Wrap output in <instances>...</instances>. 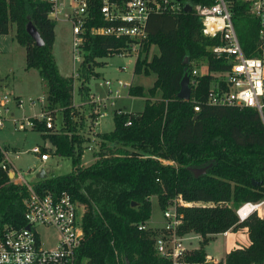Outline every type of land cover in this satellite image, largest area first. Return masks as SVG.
I'll list each match as a JSON object with an SVG mask.
<instances>
[{
	"label": "trees",
	"instance_id": "16d2710c",
	"mask_svg": "<svg viewBox=\"0 0 264 264\" xmlns=\"http://www.w3.org/2000/svg\"><path fill=\"white\" fill-rule=\"evenodd\" d=\"M100 3L92 0L87 26L106 24L99 12ZM50 8L47 0H0V34L7 35L14 29L13 40L25 49L26 69H37L46 84L43 111L54 119L60 115V129L46 128L44 121L35 119L31 129L49 141L51 154L69 157L72 170L40 179L34 187L38 192L67 190L84 205V236L76 264L169 263L155 252L157 229L138 228L151 216L153 196L163 211L179 198L187 203L177 205L181 218L178 234L194 233L205 238L180 264H222L205 261L208 236L244 227L248 228L249 244L227 253L225 264H264V216L239 221L236 214L240 203L264 199V117L250 107L204 104L211 75L200 77L197 86L191 88L192 97L200 104L198 112L193 109V101L177 97L185 57L189 63L204 57L211 71L225 66L209 50L219 44V39L201 33V22L192 11L149 15L147 39L133 73L155 74V79L149 88L135 84L128 89L131 96L145 97L143 109L114 114L113 130L98 134L96 158L83 164L86 147L73 121L77 113L74 83L72 77L60 74L52 54L56 20L49 16ZM231 10L244 54H261L258 20L247 13V5L240 0L232 2ZM28 22L38 30L42 46L27 33ZM124 44L123 38L85 37L78 87L83 102L88 97L91 75L99 74L93 68L95 60L119 53ZM152 45L158 52L149 57ZM128 118L130 125H126ZM160 159L171 163L164 164ZM207 165L206 173L194 176L191 168ZM26 196V187L10 181L0 170V237L8 228L26 225Z\"/></svg>",
	"mask_w": 264,
	"mask_h": 264
},
{
	"label": "built area",
	"instance_id": "2783aa9c",
	"mask_svg": "<svg viewBox=\"0 0 264 264\" xmlns=\"http://www.w3.org/2000/svg\"><path fill=\"white\" fill-rule=\"evenodd\" d=\"M50 5L49 16L54 20H65L71 25V76L73 83L81 78V68L84 58V42L87 35H102L123 38L125 44L119 54H132L135 60L147 39L146 24L149 15L171 13L179 14L190 10L198 16L201 22V33L206 37H217L219 44L209 48L215 59H220L224 67L211 71L205 58H195L188 68L190 88L196 87L200 77L211 75L212 79L203 99L210 106L250 107L264 117V54L261 57L246 56L241 48L236 33L231 4L235 0H213L211 3H189L184 0H101L99 12L106 22L101 26H87L90 17L92 0H47ZM247 5L249 13L259 22V37L261 53L264 51V0H240ZM101 59V58H97ZM121 69L127 70L126 66ZM97 72V71H95ZM94 79H100L97 86L101 90H89L87 100L82 104L88 106L90 122L97 127L100 117L108 111L117 115H125L129 111L121 109L117 100L123 97V90L128 92L130 81L119 78L91 75L89 88ZM81 82V81H80ZM194 102L195 112L200 110V104ZM40 102H44L40 99ZM44 108V105H42ZM22 99L7 90L0 91V130L7 121H11L17 130L31 129L36 122L44 121L46 128H54L52 115L40 110L34 117H16L13 108H21ZM131 120H126L130 125ZM57 129V127L55 126ZM97 138L94 136L93 140ZM90 148V147H86ZM32 153L42 163L50 158V153L40 145H34L25 151L0 144V170L11 175L10 181L22 184L27 189L23 200L26 225L15 229H6L0 237V264H76V255L82 244L84 230L83 219L85 207L67 190L59 192L43 189L38 192L32 182L25 181L14 163L22 153ZM96 158L94 155L93 160ZM171 163L170 161H168ZM31 168L28 169L30 172ZM187 204L180 198L163 211L165 218L161 234L154 240L157 255L166 259L167 264H180L186 250L183 245L184 235L177 232L181 218L177 213V205ZM264 199L258 202L241 204L236 214L239 221L245 220L252 213L263 217ZM28 226V228L26 227ZM52 228L57 232L54 245L48 246L43 241L38 227ZM147 229L146 224L138 226ZM230 230L223 232L227 234ZM205 261L217 263L218 259L206 254ZM247 264H261L250 262Z\"/></svg>",
	"mask_w": 264,
	"mask_h": 264
},
{
	"label": "rangeland",
	"instance_id": "374dc122",
	"mask_svg": "<svg viewBox=\"0 0 264 264\" xmlns=\"http://www.w3.org/2000/svg\"><path fill=\"white\" fill-rule=\"evenodd\" d=\"M247 13L253 17L248 9ZM239 35V31L236 30ZM14 29L7 35H0V76L1 82L0 90H7L11 94L18 95L22 99L21 108H13L15 116L21 117H34L40 113L43 106L46 104L47 87L44 80L39 76L37 69L25 67V49L13 40ZM260 40V37L258 36ZM259 46L261 47V40ZM264 45H262L263 48ZM264 49V48H263ZM158 49L155 45H152L149 50V57L157 53ZM71 25L69 22L58 20L55 23V40L52 47V54L54 56L56 65L61 75L71 76ZM264 51L255 57L263 56ZM204 58V57H202ZM96 64L93 65L94 71L99 69L100 77L121 78L124 81H130L133 67L135 63V56L132 54H113L111 56L102 57L96 59ZM100 62H104L103 66H100ZM122 66H127V70L121 69ZM98 72V71H97ZM155 79V74L149 75H134L131 79V85H142L144 88L152 86ZM100 79H94L92 81V91L101 90L97 86V82ZM81 78L74 81V100L75 103H80V94L78 87L80 85ZM42 99L44 102H40ZM145 103V97L127 95V90H123V97L117 100V105L122 106L121 109L125 111L139 112L143 109ZM76 115H73V121L76 122L77 134L81 136L85 148L82 155V163H88L93 161L94 153L98 151L97 142L99 141V132H96V126H94L89 118L88 106L75 105ZM59 114L54 119L55 126L60 129L61 123ZM59 127V128H58ZM114 127L113 113L108 111L103 117H100L97 125V130L101 132H110ZM97 138H94V136ZM0 143L13 147L19 151H25L30 149L34 145H40L41 147L50 148L48 140L44 139L41 132L34 131L32 129L17 130L11 121H7L5 127L0 131ZM47 150V149H45ZM50 158L42 163L32 153H22L18 159H15V165L21 171V175L25 181L32 182L35 180L36 173L44 169L46 176L63 175L69 173L72 170V163L69 157H63L56 154H51ZM164 164H170L167 160H161ZM31 168L30 172L28 169ZM252 202V201H247ZM258 202V201H257ZM245 202L240 203L237 208ZM257 216L254 212L250 216ZM264 216V211H263ZM258 217V216H257ZM248 218V217H247ZM165 218L163 216V210L159 207L155 196L151 197V216L148 220V226L158 228L155 232V238L162 232L161 229L164 226ZM38 231L46 245L51 246L54 244L57 238V232L52 228L38 227ZM232 232V231H230ZM231 234V233H230ZM244 239L249 243L248 228L244 227L235 231L234 236H225L223 233L213 234L210 237L207 245H205V251L207 254L214 256L218 259L217 263L225 264V258L227 253L236 248V245H243L238 239ZM203 236L199 234L189 233L184 235L183 245L186 250L180 259L183 262L184 257L195 248H198L204 242ZM236 240V245H232V249L229 252L228 249L231 246V242Z\"/></svg>",
	"mask_w": 264,
	"mask_h": 264
},
{
	"label": "water",
	"instance_id": "95a60500",
	"mask_svg": "<svg viewBox=\"0 0 264 264\" xmlns=\"http://www.w3.org/2000/svg\"><path fill=\"white\" fill-rule=\"evenodd\" d=\"M191 8H190V5L187 7L186 11H189ZM26 31L27 33L33 38V40L35 41V44L37 46H42L44 44L38 30L36 29V27L31 23V22H28L27 25H26ZM183 63L186 65L184 70V75L181 79V82H180V90L179 92L177 93V97L180 98V99H183V100H188L190 98V94H191V88H190V84H189V75H188V68H187V64L189 63V59L188 57H185L184 60H183ZM210 165H207L205 167H193L191 168L192 172L194 173V176H199L201 174H204L206 173L207 171V168L209 167ZM36 177L38 178H46V173L44 171V169H41ZM28 228V226H26Z\"/></svg>",
	"mask_w": 264,
	"mask_h": 264
},
{
	"label": "crops",
	"instance_id": "0c3cea01",
	"mask_svg": "<svg viewBox=\"0 0 264 264\" xmlns=\"http://www.w3.org/2000/svg\"><path fill=\"white\" fill-rule=\"evenodd\" d=\"M64 1H66L67 2V0H64ZM61 21H65V20H62V19H60ZM56 21H58V20H56ZM65 22H67V21H65ZM0 35H3V34H0ZM135 64V63H134ZM127 67V66H126ZM134 68V67H133ZM98 71V73H100V71H99V69L97 70ZM101 75V74H100ZM99 75V76H100ZM135 74L132 72V76H131V79H133V76H134ZM0 78H1V76H0ZM109 78H111V77H109ZM115 78H118V77H115ZM119 79H121V78H119ZM131 79H130V81H131ZM2 84V82H1V80H0V85ZM91 84H92V82H91ZM90 90H92V85L90 86ZM125 90V89H124ZM1 91V90H0ZM192 93V92H191ZM127 95H128V92H127ZM82 100H81V98H80V103H75V100H74V105H82ZM119 107H122V106H119ZM132 112V111H131ZM113 130V129H112ZM1 131V130H0ZM96 132H99V133H104V132H101V131H98L97 130V127H96ZM1 144V143H0ZM2 145H5V144H2ZM95 145H98V144H96L95 143ZM5 146H8V145H5ZM9 147V146H8ZM44 149H47L48 150V148H46V147H43ZM94 155H96V153H94ZM15 163V162H14ZM89 163V162H88ZM88 163H83V164H88ZM40 171V170H39ZM38 171V172H39ZM37 172V173H38ZM37 173H36V175H37ZM36 175H35V177H36ZM11 175L9 174L8 175V177H10ZM47 177H50V176H46V178ZM36 178H38V177H36ZM39 180L40 179H42V178H38ZM44 179V178H43ZM157 199V198H156ZM146 226L148 227V228H152V229H158V228H153V227H150V226H148V221L146 222ZM159 229H161V228H159ZM189 234V233H188ZM188 234H185V235H188ZM230 234V233H229ZM231 234H232V236H234V234H235V232H231ZM241 238L242 239H238L237 241H239V242H242V244L243 245H236V240H233L232 242H231V246H230V248L228 249V251L227 252H229L230 251V249H232V245H236V248H238V247H243V246H247L249 243L246 241L247 239H244V237H243V235H241ZM54 245V244H53ZM52 246V245H51ZM206 252V251H205Z\"/></svg>",
	"mask_w": 264,
	"mask_h": 264
},
{
	"label": "bare ground",
	"instance_id": "6f19581e",
	"mask_svg": "<svg viewBox=\"0 0 264 264\" xmlns=\"http://www.w3.org/2000/svg\"><path fill=\"white\" fill-rule=\"evenodd\" d=\"M229 233H231V232H228L227 234H224L225 236H230L231 234H229Z\"/></svg>",
	"mask_w": 264,
	"mask_h": 264
}]
</instances>
